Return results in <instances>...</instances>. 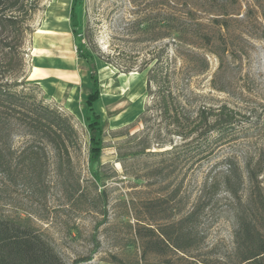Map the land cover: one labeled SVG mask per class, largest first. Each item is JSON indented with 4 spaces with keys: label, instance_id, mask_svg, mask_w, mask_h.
I'll return each mask as SVG.
<instances>
[{
    "label": "rangeland",
    "instance_id": "1",
    "mask_svg": "<svg viewBox=\"0 0 264 264\" xmlns=\"http://www.w3.org/2000/svg\"><path fill=\"white\" fill-rule=\"evenodd\" d=\"M72 2L38 0L24 38L23 72L8 77L0 66V83L27 109L48 106L68 116L78 137L69 158L59 157L40 132L32 134L0 106V151L7 163L0 168V218L34 227L64 264H112V256L126 264L138 254L131 241L134 219L147 223L149 217L142 205L178 189L182 202L216 203L196 254L223 258L232 246L237 204L221 177L230 167L238 170L243 205L257 188L264 197V0H76V35ZM174 3L178 14L201 24H190L183 43L171 31ZM224 5L228 27L221 29L213 23L220 16L203 11ZM78 41L93 53L98 74L93 108L103 144L94 165L85 129L91 83L86 62L76 55ZM156 65L168 75L178 129L172 114L161 112L157 88L151 84L148 92L147 75ZM123 81L133 86L129 95L120 91ZM222 106L242 124L220 139L174 134H186L198 112Z\"/></svg>",
    "mask_w": 264,
    "mask_h": 264
},
{
    "label": "trees",
    "instance_id": "2",
    "mask_svg": "<svg viewBox=\"0 0 264 264\" xmlns=\"http://www.w3.org/2000/svg\"><path fill=\"white\" fill-rule=\"evenodd\" d=\"M75 4L76 0H73L69 21L71 31L76 35L78 23ZM176 4L174 3L176 12L172 18L174 24L171 31L174 41L183 43L190 24L196 27H201V24L192 23L191 19L178 14ZM38 6V0H0V66L5 68L8 77H18L23 72L24 38L29 31L28 22L38 11ZM214 10L203 12L220 16V19H214L213 23L221 29H226L228 22L223 18L229 13L225 5L222 9ZM198 36L207 41L210 39L206 33H200ZM82 48L81 41H78L76 55L86 62L91 83V91L85 98V129L88 134V160L90 165H94L101 155L103 144L100 119L93 108L99 98V82L93 53ZM162 70L160 65H156L148 73V92L152 85L157 88L159 94L156 95V100L161 104V112L172 114V126L178 129V114L172 112L176 99L169 90L168 75ZM18 84L14 82L11 87ZM0 106L10 110L16 120H22L23 126L32 134L40 132L57 156L69 158V150L78 135L68 116L48 106L37 110L27 109L19 94L10 90L6 83H0ZM236 115L237 113L227 106L213 111L203 110L198 112L186 134L177 130L174 134L183 140L194 137V141L207 139L215 134L218 140L228 129L233 130L236 122L242 124L236 121ZM1 130L4 128L0 127ZM2 154L0 151V168H5L7 163ZM251 173L252 171L248 170L249 181L254 182ZM94 175L97 176L95 172ZM241 184V175L235 168L230 167L221 177L225 192L237 204L234 209L236 228L232 235V246L223 258L214 259L196 254L204 248L205 224L207 217L215 210L216 203L198 197L191 202H182L177 199L179 190L176 189L168 196L150 199L142 205L149 217L147 223L134 219L131 241L138 254L135 261H127L126 264H264V197L257 188L253 199L243 205L239 195ZM89 260L80 259L82 262ZM111 263L124 264L122 259L115 256L111 257ZM0 264L64 263L34 227L21 220L0 218Z\"/></svg>",
    "mask_w": 264,
    "mask_h": 264
},
{
    "label": "bare ground",
    "instance_id": "3",
    "mask_svg": "<svg viewBox=\"0 0 264 264\" xmlns=\"http://www.w3.org/2000/svg\"><path fill=\"white\" fill-rule=\"evenodd\" d=\"M47 32H48V31L40 30V33H42V34H43V33L46 34ZM131 85H133V84H131ZM129 86H130V85L128 84L127 81H123L122 84H121V87H120V88H121V90H120L121 93H126V94L129 95L130 92L132 91L131 88L133 87V86H130L131 88H129ZM128 88H129V89H128ZM112 100H113V98H112Z\"/></svg>",
    "mask_w": 264,
    "mask_h": 264
},
{
    "label": "crops",
    "instance_id": "4",
    "mask_svg": "<svg viewBox=\"0 0 264 264\" xmlns=\"http://www.w3.org/2000/svg\"><path fill=\"white\" fill-rule=\"evenodd\" d=\"M69 15H70V12H69ZM48 33H49V31L46 34H48Z\"/></svg>",
    "mask_w": 264,
    "mask_h": 264
}]
</instances>
